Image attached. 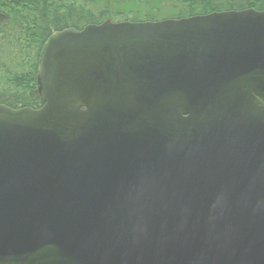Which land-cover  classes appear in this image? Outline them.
Instances as JSON below:
<instances>
[{"label":"water","instance_id":"1","mask_svg":"<svg viewBox=\"0 0 264 264\" xmlns=\"http://www.w3.org/2000/svg\"><path fill=\"white\" fill-rule=\"evenodd\" d=\"M36 77L0 104V264H264V10L55 30Z\"/></svg>","mask_w":264,"mask_h":264},{"label":"trees","instance_id":"2","mask_svg":"<svg viewBox=\"0 0 264 264\" xmlns=\"http://www.w3.org/2000/svg\"><path fill=\"white\" fill-rule=\"evenodd\" d=\"M246 8L264 10V0H0V104L42 105L37 62L55 30L104 19L156 21Z\"/></svg>","mask_w":264,"mask_h":264},{"label":"rangeland","instance_id":"3","mask_svg":"<svg viewBox=\"0 0 264 264\" xmlns=\"http://www.w3.org/2000/svg\"><path fill=\"white\" fill-rule=\"evenodd\" d=\"M99 6H100V4H98V5H97V7H99ZM129 18H131V16H130V15H129ZM121 20H123V19H121ZM115 21H119V20H115Z\"/></svg>","mask_w":264,"mask_h":264}]
</instances>
